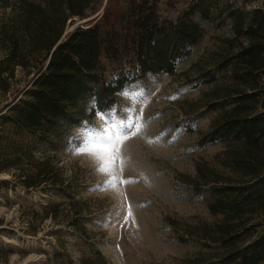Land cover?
<instances>
[{"label": "trees", "instance_id": "16d2710c", "mask_svg": "<svg viewBox=\"0 0 264 264\" xmlns=\"http://www.w3.org/2000/svg\"><path fill=\"white\" fill-rule=\"evenodd\" d=\"M91 1L0 0L1 6L9 7L0 21V90H9L17 67L33 74L25 97L11 108L6 122L61 139V125L77 122L80 103L90 102L93 116L112 108L119 92L145 74H174L205 34L190 15L199 11L202 18H211L205 0L191 4L177 20L161 13L159 0H130L109 28L99 20L66 31L76 16L89 15ZM243 1L219 8L220 14L228 10L234 36L226 38L210 59L215 69L205 76L215 82L219 72L227 75L224 84H216L209 93L213 100L230 98V107L222 106L199 139L201 145L227 143L218 158L233 174L200 162L194 175L180 173V182L205 201L212 215L220 216L183 227L179 240L199 245L183 264H264V7L247 11ZM23 159L33 161L34 156L22 142L0 136V172L15 167L11 174L25 188L64 184V176L51 170L49 159L34 168L21 164ZM0 184L8 185L9 180ZM77 203L81 201H68L64 214ZM61 204L48 203L33 212L40 220L50 214L55 218ZM36 216L27 220L31 230ZM79 221L74 220V228L85 230ZM68 264L108 261L95 251Z\"/></svg>", "mask_w": 264, "mask_h": 264}, {"label": "rangeland", "instance_id": "374dc122", "mask_svg": "<svg viewBox=\"0 0 264 264\" xmlns=\"http://www.w3.org/2000/svg\"><path fill=\"white\" fill-rule=\"evenodd\" d=\"M198 1L159 0V8L165 17L177 20ZM234 1L205 0L211 18H202L199 11L190 15L204 27L205 34L178 63L174 74H145L119 92L112 108L93 116H89L91 103H80L77 122L61 125V139L17 129L5 121L11 108L25 97L33 76L16 68L9 90H0V136L22 142L34 156L33 161L23 159L21 164L34 168L37 162L49 159L54 166L51 170L57 169L65 181L61 186L25 188L11 174L15 167L0 172V181L9 180L8 185L0 184V264H68L70 259L77 263L95 251H100L108 264H183L184 257L199 249V245L179 240L183 227L220 216L212 215L205 201L178 177L180 173L194 175L198 162L233 174L218 158L227 143L201 145L199 139L211 128L222 106L230 107V98L213 100L209 93L216 84H224L227 75L219 72L215 82H208L205 73L215 69L210 59L226 38L234 36L228 10L219 13L220 7ZM129 2L92 0L89 15L76 16L66 31L99 20L109 28ZM243 2L247 11L264 7V0ZM8 11L9 7L0 5V21ZM137 124H143L142 131L123 145L127 162H117L107 176L98 173L81 149L104 129L127 133L135 131ZM113 176L119 179L110 186ZM71 199L81 203L66 215L63 211ZM52 202L62 203V211L55 218L50 214L40 220L35 212ZM33 216L37 218L35 231L27 226ZM77 217V225H84L85 230L74 228Z\"/></svg>", "mask_w": 264, "mask_h": 264}, {"label": "snow or ice", "instance_id": "6c2138e0", "mask_svg": "<svg viewBox=\"0 0 264 264\" xmlns=\"http://www.w3.org/2000/svg\"><path fill=\"white\" fill-rule=\"evenodd\" d=\"M115 127L116 126H113V128ZM134 127L135 131L127 133L122 130L113 131L104 129L95 136V139L90 140L85 148L81 149L83 153L89 155L93 160L98 173L107 176L116 168L117 162L121 165L127 162L126 158L122 155L123 145L128 139L138 135L142 131L143 124H137ZM118 179V177L113 176L112 179L108 181L109 185L114 186ZM123 182L128 183L130 181Z\"/></svg>", "mask_w": 264, "mask_h": 264}, {"label": "water", "instance_id": "95a60500", "mask_svg": "<svg viewBox=\"0 0 264 264\" xmlns=\"http://www.w3.org/2000/svg\"><path fill=\"white\" fill-rule=\"evenodd\" d=\"M84 20H87V19H84Z\"/></svg>", "mask_w": 264, "mask_h": 264}]
</instances>
